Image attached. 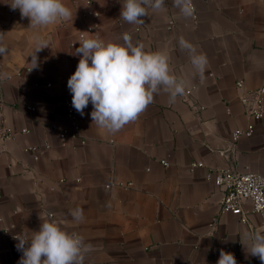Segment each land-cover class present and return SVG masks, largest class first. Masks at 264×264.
Returning a JSON list of instances; mask_svg holds the SVG:
<instances>
[{
	"label": "crops",
	"instance_id": "1",
	"mask_svg": "<svg viewBox=\"0 0 264 264\" xmlns=\"http://www.w3.org/2000/svg\"><path fill=\"white\" fill-rule=\"evenodd\" d=\"M191 1L195 19L165 0L136 25L120 18L123 0H65L72 20L34 29L0 0V264H19L15 236H30L43 219L93 245L83 264H216L221 250L237 264H261L242 243L245 233L264 231V217L247 200L246 222L223 212L222 191L207 173L233 167L264 176V115L230 149L231 132L250 121L235 81L264 86V0ZM89 11L98 13L94 32L86 29ZM81 31L121 43L127 33L146 50H167L172 73L189 81V98L170 103L162 90L116 133L91 125L89 103L83 116L75 110L80 136L60 137L71 128L64 101L72 102L67 81ZM181 39L207 57L203 77L193 75ZM37 40L48 47L29 71ZM76 208L84 213L79 223L70 215Z\"/></svg>",
	"mask_w": 264,
	"mask_h": 264
},
{
	"label": "clouds",
	"instance_id": "2",
	"mask_svg": "<svg viewBox=\"0 0 264 264\" xmlns=\"http://www.w3.org/2000/svg\"><path fill=\"white\" fill-rule=\"evenodd\" d=\"M20 10L34 29L46 28L59 20H72L73 12L65 0H10L6 2ZM173 4L184 16L193 12L191 0H173ZM165 0H123L120 18L128 24H143L148 8L163 10ZM117 41H105L99 37L79 41L73 54L79 55L75 71L67 86L72 93V106L84 115V109L92 104L91 125L109 133H116L134 122L153 103L154 96L163 90L169 94V102L184 94L189 81L177 77L169 66L167 50H146L143 42L132 41L130 34H123ZM180 48L189 53L193 75L203 77L208 65L207 57L198 54L195 46L181 39ZM48 47L47 42L37 40L31 55L29 71L38 68L37 53ZM6 49L0 47V53ZM70 215L77 223L84 220L82 208ZM246 252L258 257L264 264V231L245 233ZM17 249L22 251L19 264H83L93 245L85 243L78 233L67 231L59 220L43 219L32 234L16 235ZM216 264H237L231 252L221 250Z\"/></svg>",
	"mask_w": 264,
	"mask_h": 264
},
{
	"label": "built area",
	"instance_id": "3",
	"mask_svg": "<svg viewBox=\"0 0 264 264\" xmlns=\"http://www.w3.org/2000/svg\"><path fill=\"white\" fill-rule=\"evenodd\" d=\"M89 2V0H87ZM193 6L192 18H196V12ZM88 15L93 19L91 25L86 27L87 31L94 32L96 25L95 19L98 13L89 11ZM95 37H98L95 35ZM79 39H85V33H79ZM49 85V84H48ZM235 88L238 91V97L244 106L245 114L249 118L245 128H235L230 136V149L233 150V143L241 136H251L256 128V124L260 122L264 115V86H257L255 88L247 89L244 86L242 79L235 81ZM192 88H186L182 97L189 98ZM65 115L70 121V130H61L60 137L64 138L67 135L79 137L81 127L78 123L77 115L72 102L69 99L64 101ZM32 109V108H30ZM12 130L6 127L3 132V138L12 136ZM2 137V136H1ZM28 150L36 152L35 147L27 148ZM36 154V153H35ZM35 158L37 156L35 155ZM163 164H167L163 161ZM203 166V162H191L190 167ZM207 178L211 179L213 183L222 191L220 200L221 210L223 212H231L238 214L242 222H246V214L242 209V202L249 201L253 211L259 213L264 217V176L255 171L239 172L233 167L219 168L211 170L207 173ZM51 216V214H49Z\"/></svg>",
	"mask_w": 264,
	"mask_h": 264
}]
</instances>
